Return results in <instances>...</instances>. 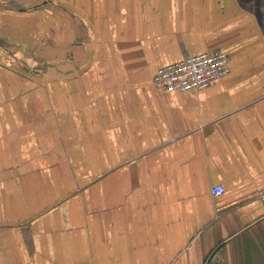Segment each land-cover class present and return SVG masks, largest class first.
I'll return each instance as SVG.
<instances>
[{"label": "crops", "instance_id": "1", "mask_svg": "<svg viewBox=\"0 0 264 264\" xmlns=\"http://www.w3.org/2000/svg\"><path fill=\"white\" fill-rule=\"evenodd\" d=\"M263 188L264 0H0V264H264Z\"/></svg>", "mask_w": 264, "mask_h": 264}, {"label": "built area", "instance_id": "2", "mask_svg": "<svg viewBox=\"0 0 264 264\" xmlns=\"http://www.w3.org/2000/svg\"><path fill=\"white\" fill-rule=\"evenodd\" d=\"M232 59L226 52L216 51L187 57L180 62L162 67L155 74L152 84L164 93L202 91L227 76L231 71ZM213 197L225 195L224 186L211 190ZM264 206V188L258 194Z\"/></svg>", "mask_w": 264, "mask_h": 264}]
</instances>
